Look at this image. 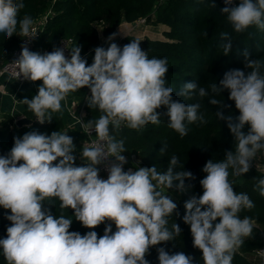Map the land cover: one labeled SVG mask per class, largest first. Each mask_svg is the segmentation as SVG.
Masks as SVG:
<instances>
[{"label":"clouds","instance_id":"clouds-1","mask_svg":"<svg viewBox=\"0 0 264 264\" xmlns=\"http://www.w3.org/2000/svg\"><path fill=\"white\" fill-rule=\"evenodd\" d=\"M223 2L221 13L235 33L251 26L264 30V0H240L233 7H229L233 0ZM24 7V0H0V33L6 38L17 35L30 41L37 35L31 16L19 18ZM221 41L219 47L227 56L232 38L223 32ZM68 51L66 57L61 48L41 54L21 46L20 56L13 62L16 79L42 83L36 95L20 102L44 124L62 111L61 102L70 93L87 87V104L100 115L81 122V127L95 138L82 147L81 166H75L72 137L60 131L46 135L33 130L14 137L13 147L0 156V208L9 210L5 219L10 221L6 238H0V255L6 264H149L146 256L150 248L181 235L175 222L168 227L169 218L179 215L168 190L184 193L191 187L185 180L195 177L183 169L176 155L162 174L156 166L125 171V139H117L113 133L159 125L163 116L167 127L183 138L189 131L187 125L208 122L200 111L205 97L217 107L216 118L226 122L233 150L226 151L222 160L205 163L202 171L206 175L199 181L203 194L184 203L182 220L190 226L192 246L202 253V264H232L234 254L253 232L252 219L241 218L239 213L255 204L247 193L234 191L229 170L240 177L250 170L257 154L264 153V61L250 59L245 49L247 74L240 69L226 71L219 84L208 88L195 81L183 83L177 95L196 98L195 103L187 104L173 99V87L166 79L167 58H149L138 40L122 48L116 43L107 49L96 47L90 66L81 57L79 46ZM223 90L229 92L238 116L224 114L226 105L216 98ZM162 107L166 109L163 113L158 111ZM246 126L247 132L243 131ZM100 165L105 166L107 179L100 177ZM253 190L264 197V178L255 182ZM55 200L61 210L58 217L46 207L53 206ZM66 209L90 230L84 235L69 231L73 219L63 215ZM101 224L106 226L98 236L92 229ZM157 253L158 264H193V257L184 252L169 254L158 247Z\"/></svg>","mask_w":264,"mask_h":264},{"label":"trees","instance_id":"trees-1","mask_svg":"<svg viewBox=\"0 0 264 264\" xmlns=\"http://www.w3.org/2000/svg\"><path fill=\"white\" fill-rule=\"evenodd\" d=\"M222 0H24L25 7L20 10L19 18L29 15L33 21L39 19L50 11L42 31L35 41L34 48L42 54V50H52L60 39H72V47L81 48V57L95 49L99 43L98 28L105 37L111 36L116 28L124 21L134 22L144 18L147 24L163 25L167 30L163 33V40H142L133 36L126 37L123 47L131 40L140 41V47L146 51L149 58H167L168 73L166 79L173 87V99L182 100L187 104L195 103L196 98L185 99L179 97L177 92L183 83L195 81L198 86L208 88L212 83L219 84L226 71L240 69L247 74L249 71L244 67L243 55L245 49L250 53V59L264 61V30L251 26L243 33H235L227 24L226 17L221 13L225 6ZM240 0H233V5L238 6ZM214 3L215 7H211ZM207 35H202V33ZM227 32L232 38V48L227 56L223 55L219 45L221 33ZM20 36L13 35L6 38L0 33V68L6 63L10 53L16 48ZM33 48V49H34ZM33 51V50H32ZM264 71V70H262ZM90 96L87 87L80 88L77 92L70 93L66 99L78 101L84 104L86 120L97 119L100 115L98 110L91 109L85 97ZM229 92L223 90L217 99L223 100L226 107L223 109L225 115L233 117L239 115L235 109L234 102L228 99ZM202 99L201 112L204 113L206 124L187 125L189 131L181 138L177 132L167 127V117H161L159 125L148 124L141 131L123 128L118 133H113L117 139H125L126 152L122 155L129 159L134 156L139 160L142 167L156 166L161 174L167 170L171 156L176 155L180 159L185 171H191L194 180H185V185H191L184 193L168 190L173 201L177 204L179 215L173 214L169 218L168 227L173 222L181 228V235L171 242L150 248L146 259L149 264H158V247H164L169 254L184 252L193 257V264H202L200 257L202 253L193 248L190 226L183 223L185 214L184 203L193 195L199 197L203 194L199 181L206 175L202 171L205 163L212 159L219 161L224 158L226 151L233 150V137L230 134L226 122L216 118L217 107L210 105L208 99ZM163 113L165 108L158 109ZM24 117L33 121L29 127L18 128L11 118L2 122L0 126V156L6 155L13 147V138L22 137L30 131L50 135L53 131L67 132L75 145V152L79 148L82 136L73 133L66 127L63 115L53 114L51 122L40 124L35 120L32 112L28 109ZM243 131L247 132V126ZM163 152L161 149L164 148ZM74 152V153H75ZM73 153V155H74ZM264 158V153L259 154ZM58 162V161H57ZM181 170V169H177ZM175 171V169H174ZM229 180L233 182L234 191L245 192L253 200L255 207L239 213L240 217L248 216L253 221L252 236L246 238L243 245L236 251L232 264H254L250 256L259 250L264 244V197L253 190L255 182L264 178V175L254 170L251 166L247 173L240 177L231 175ZM49 207L53 215H61L59 201L55 200L53 206ZM9 210L0 208V238H6V229L10 221L5 219ZM65 217L73 219L69 231L79 232L84 235L90 229L84 228L74 220L71 209L63 212ZM219 222L215 221L214 223ZM106 224H101L95 229L98 236H102ZM113 232L116 230L112 225ZM0 264H6L0 255Z\"/></svg>","mask_w":264,"mask_h":264},{"label":"crops","instance_id":"crops-1","mask_svg":"<svg viewBox=\"0 0 264 264\" xmlns=\"http://www.w3.org/2000/svg\"><path fill=\"white\" fill-rule=\"evenodd\" d=\"M40 19L41 18L36 19L33 22L39 21ZM158 26L161 27L160 32L157 30L152 32L149 30V27L151 26L137 24L135 21H124L114 31L116 35L112 41H108V37H105L102 30L98 28L99 43L97 47H104L107 49L110 43H116L120 46L123 44L124 39L129 36H133L140 40L144 38H148L150 40H161V38H163V33L167 30V27L163 25ZM33 52H38V49L34 48ZM93 56L94 49L82 57L86 59L87 66L92 64ZM41 83L42 81L25 82L20 84L15 80L8 79L7 76L0 77V126L2 122H7V119L9 118L16 121L18 118L24 117V112L27 110V106L20 101L25 98L31 99L34 95H36L37 89ZM61 105L62 111L60 113L64 117L66 127L73 133L81 135L83 133L81 122H87L84 104L78 101L65 99L61 102ZM81 149L82 143L79 141V148L77 152H80Z\"/></svg>","mask_w":264,"mask_h":264},{"label":"built area","instance_id":"built-area-1","mask_svg":"<svg viewBox=\"0 0 264 264\" xmlns=\"http://www.w3.org/2000/svg\"><path fill=\"white\" fill-rule=\"evenodd\" d=\"M49 15H50V12H47V14L44 15L43 17H41V19L39 21L33 22L32 28L37 33V35L33 39L28 41L26 38H23V37L19 38L16 48L10 53L8 60L0 68V77L7 76L8 79L15 80V81L19 82L20 84H23L25 82H30V81L24 80L23 78H17L16 79L15 72L17 71V69H16V66L14 65L13 62H15L19 58L20 53H21V46L22 45H26L30 51L33 50L35 41L37 40L38 35L42 31L43 26H44V24H45V22H46V20H47ZM135 22L137 24L146 25V21H145L144 18L138 19ZM71 44H72V39H63L62 38V39H60L58 41V43H57V45H56V47L54 49H56V48L65 49V56L68 57L69 56V51L68 50H70ZM54 49H52V50L44 49V50H42V54L48 53V52H52ZM82 134L84 136V142L82 143V147L88 146L90 144L91 140L95 138L94 136H91V137L88 136L84 132ZM93 135H95V134L93 133ZM126 160L131 164V169L133 171H135L137 167H142L140 162H139V160H137L134 156H131L130 159L128 158ZM125 164H124V170L127 171L126 170L127 168H126ZM251 166L254 168V170H256L259 173L264 175V158L263 157L256 158L252 162ZM98 167L100 168L99 174L101 175V177L103 179H107L108 173L105 170V166L104 165H100ZM263 233H264V231H263ZM263 237H264V234H263ZM252 256H255L257 258V264H264V244L259 250L254 252L252 254Z\"/></svg>","mask_w":264,"mask_h":264},{"label":"rangeland","instance_id":"rangeland-1","mask_svg":"<svg viewBox=\"0 0 264 264\" xmlns=\"http://www.w3.org/2000/svg\"><path fill=\"white\" fill-rule=\"evenodd\" d=\"M146 25H148V26H151V27H149V30L150 31H152V32H154V31H159L160 32V29H161V27L160 26H158V25H154L153 23H150V24H146ZM152 26H155V27H152ZM161 40H163V38H161ZM81 136H82V138H81V140H80V142L81 143H83L84 142V136H83V134H81ZM79 153L80 152H75L74 153V156L76 157V160H75V166H81V160H80V155H79ZM125 156V155H124ZM126 157V159H128V157L127 156H125ZM258 157H261L259 154H257V157L256 158H258ZM125 166H126V170H128L129 168H131V164L127 161V163L125 164ZM167 193H169V191L167 192ZM173 198H176V197H173ZM250 260L253 262V263H255V264H257V258L255 257V256H251L250 257Z\"/></svg>","mask_w":264,"mask_h":264},{"label":"water","instance_id":"water-1","mask_svg":"<svg viewBox=\"0 0 264 264\" xmlns=\"http://www.w3.org/2000/svg\"><path fill=\"white\" fill-rule=\"evenodd\" d=\"M221 4H222L223 6H225L223 0L221 1ZM233 6H234L233 4H232V5H229V7H233ZM15 124H16V126H17L18 128L29 127V126H31V125L33 124V121L30 120V119H27V118H25V117H20V118H18V119L15 121Z\"/></svg>","mask_w":264,"mask_h":264}]
</instances>
